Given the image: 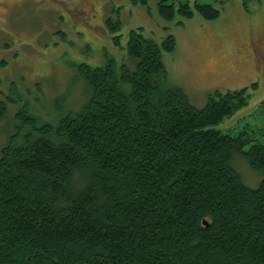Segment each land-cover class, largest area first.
I'll return each instance as SVG.
<instances>
[{
  "label": "trees",
  "instance_id": "1",
  "mask_svg": "<svg viewBox=\"0 0 264 264\" xmlns=\"http://www.w3.org/2000/svg\"><path fill=\"white\" fill-rule=\"evenodd\" d=\"M228 1L158 0L156 12L213 20ZM118 45L131 64H77L80 109L41 124L17 114L29 130L0 149V264H264V143L214 127L257 83L196 108L168 79L173 35L131 29ZM234 157L262 176L256 187Z\"/></svg>",
  "mask_w": 264,
  "mask_h": 264
},
{
  "label": "rangeland",
  "instance_id": "2",
  "mask_svg": "<svg viewBox=\"0 0 264 264\" xmlns=\"http://www.w3.org/2000/svg\"><path fill=\"white\" fill-rule=\"evenodd\" d=\"M157 1L0 0V101L5 104L0 109V149L11 137L20 144L28 132L27 119L17 116L23 108L41 124L84 105L89 89L77 64L100 65L108 56L131 64L118 44L125 45L129 30L137 28L158 42L174 36L175 47L163 53V63L171 84L196 108L214 90L256 82L247 105L214 127L232 135L245 130L252 142L264 143V0H247L246 5L229 0L213 20L198 13L164 20L157 15ZM114 17L121 19L116 32L106 24ZM235 157L231 164L243 182L256 187L262 176Z\"/></svg>",
  "mask_w": 264,
  "mask_h": 264
},
{
  "label": "flooded vegetation",
  "instance_id": "3",
  "mask_svg": "<svg viewBox=\"0 0 264 264\" xmlns=\"http://www.w3.org/2000/svg\"><path fill=\"white\" fill-rule=\"evenodd\" d=\"M51 1H58V2H61V0H51ZM64 1H65V0H64ZM114 19H117V20H119V21L121 20L119 17H116V18L114 17ZM256 57L260 59V57H261V52H258V53L256 54ZM262 57H263V55H262Z\"/></svg>",
  "mask_w": 264,
  "mask_h": 264
},
{
  "label": "water",
  "instance_id": "4",
  "mask_svg": "<svg viewBox=\"0 0 264 264\" xmlns=\"http://www.w3.org/2000/svg\"><path fill=\"white\" fill-rule=\"evenodd\" d=\"M204 222V224H206V221H203Z\"/></svg>",
  "mask_w": 264,
  "mask_h": 264
}]
</instances>
